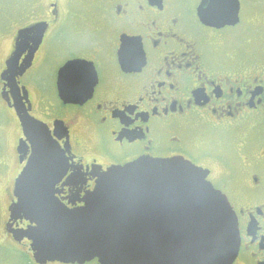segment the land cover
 <instances>
[{
    "label": "flooded vegetation",
    "instance_id": "flooded-vegetation-1",
    "mask_svg": "<svg viewBox=\"0 0 264 264\" xmlns=\"http://www.w3.org/2000/svg\"><path fill=\"white\" fill-rule=\"evenodd\" d=\"M42 1L0 0V242L32 257L9 207L35 153L70 207L112 166L180 157L237 215L231 264H264V0Z\"/></svg>",
    "mask_w": 264,
    "mask_h": 264
},
{
    "label": "water",
    "instance_id": "water-1",
    "mask_svg": "<svg viewBox=\"0 0 264 264\" xmlns=\"http://www.w3.org/2000/svg\"><path fill=\"white\" fill-rule=\"evenodd\" d=\"M237 13L227 22H235ZM211 14L206 9L202 16L208 20ZM81 62L73 60L63 70ZM45 156L48 160L43 162V155H33L16 181L17 201L9 207L11 219L29 221L19 234L31 241L36 263L231 264L235 260L240 247L236 213L207 181L205 170L192 162L145 157L112 166L98 175L82 205L70 207L55 195L62 176L54 162L56 153Z\"/></svg>",
    "mask_w": 264,
    "mask_h": 264
},
{
    "label": "rangeland",
    "instance_id": "rangeland-1",
    "mask_svg": "<svg viewBox=\"0 0 264 264\" xmlns=\"http://www.w3.org/2000/svg\"><path fill=\"white\" fill-rule=\"evenodd\" d=\"M4 5L11 6L16 2V0H2ZM42 3H46V0H43ZM85 14V17H87V10L88 8H80ZM92 10H94L92 8ZM75 21V19H73ZM96 19L90 18L87 21L83 20L82 23L85 25V27L93 28L96 24ZM8 47L7 42L5 41L3 44V49L6 50ZM12 138V137H11ZM2 206V205H1ZM0 209L4 210V206ZM26 248V247H25ZM0 264H35L33 261L31 254L29 255L28 251L25 250L22 245H19L12 240H5L0 242ZM47 264H64L61 262H49ZM85 264H99L96 260H93L91 262L85 263Z\"/></svg>",
    "mask_w": 264,
    "mask_h": 264
}]
</instances>
